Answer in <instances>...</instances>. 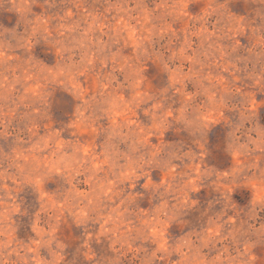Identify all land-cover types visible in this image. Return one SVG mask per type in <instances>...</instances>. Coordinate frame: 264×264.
<instances>
[{
  "label": "clouds",
  "instance_id": "clouds-1",
  "mask_svg": "<svg viewBox=\"0 0 264 264\" xmlns=\"http://www.w3.org/2000/svg\"><path fill=\"white\" fill-rule=\"evenodd\" d=\"M0 264H264V0H0Z\"/></svg>",
  "mask_w": 264,
  "mask_h": 264
}]
</instances>
